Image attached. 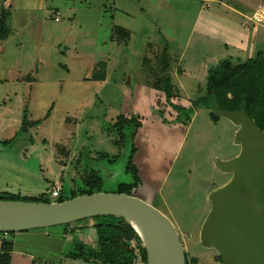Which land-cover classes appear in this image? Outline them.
I'll return each mask as SVG.
<instances>
[{"label": "rangeland", "instance_id": "374dc122", "mask_svg": "<svg viewBox=\"0 0 264 264\" xmlns=\"http://www.w3.org/2000/svg\"><path fill=\"white\" fill-rule=\"evenodd\" d=\"M12 1L11 34L0 43V193L55 201L54 187L67 197L83 186L86 172H95L101 193L128 184L130 195L163 213L189 261L220 264L199 232L209 189L231 178L215 160L235 157L240 148L232 123L213 121L211 109L191 101L205 95L207 71L218 60L264 53V21L248 19L262 0ZM114 27L127 30L128 40L111 42ZM165 45L169 74L181 88V99H171L177 111L150 85V68ZM102 73L103 80L95 79ZM119 116L129 120L123 130L115 127ZM24 117L37 124L20 134ZM129 159L136 185L126 172ZM71 228L87 250L97 248L88 222ZM72 237L60 225L19 232L8 242L14 258L69 264Z\"/></svg>", "mask_w": 264, "mask_h": 264}, {"label": "water", "instance_id": "95a60500", "mask_svg": "<svg viewBox=\"0 0 264 264\" xmlns=\"http://www.w3.org/2000/svg\"><path fill=\"white\" fill-rule=\"evenodd\" d=\"M236 127L240 151L215 167L230 180L210 188V210L199 232L201 244L214 249L222 264H264V129L244 111H217ZM96 216L125 220L138 235L146 264H185L183 244L172 222L151 204L124 193L82 194L62 202L0 200V233L72 224Z\"/></svg>", "mask_w": 264, "mask_h": 264}, {"label": "trees", "instance_id": "16d2710c", "mask_svg": "<svg viewBox=\"0 0 264 264\" xmlns=\"http://www.w3.org/2000/svg\"><path fill=\"white\" fill-rule=\"evenodd\" d=\"M264 5V0H262ZM58 12L55 13V15ZM10 12L8 8L0 9V43L5 41L11 34L9 28ZM130 33L120 27H114L111 31L110 40L127 41ZM179 58V56H178ZM172 59L169 56V47L165 45L161 53L155 59V68H150L152 77L150 85L165 94L166 102L173 109H179L171 102V99L180 100L181 88L173 83L169 74ZM178 60V59H177ZM146 59L144 63H146ZM178 62V61H177ZM180 74V68H177ZM95 79L103 80L104 73L95 75ZM193 107H204L211 109L210 117L213 121L218 120L215 115L217 111L239 112L244 111L255 125L262 131L264 129V53L258 51L256 55L246 61H233L230 58L218 60L208 69L205 81V95L197 97L191 101ZM129 120L123 116L117 118L115 127L124 128ZM37 122H29L24 117L20 134L27 133L28 128L36 126ZM123 130V129H122ZM120 131V130H119ZM119 140L116 145L119 146ZM126 172L133 176V185L138 183L137 169L129 159L126 165ZM83 186L76 191L72 190L69 196H60L55 201H50L45 194L37 198L20 197L9 193H0V200L25 201V202H62L82 194H92L100 192L101 180L95 172H86L82 177ZM128 184H119L115 193H129ZM88 222V227L92 229L96 236V249L87 250L86 246L74 237L76 229L71 228V224L62 225L65 236L71 234L75 253L69 255L72 260H79L87 264H146V251L131 226L122 218L115 216H96L80 222ZM87 226V225H86ZM81 229H85V227ZM3 236L13 237L16 233H0ZM13 249L12 243L3 238L0 244V264H9L10 253ZM186 257V256H185ZM216 261L222 264L218 255ZM195 258L189 261L186 257L185 264H196Z\"/></svg>", "mask_w": 264, "mask_h": 264}, {"label": "crops", "instance_id": "0c3cea01", "mask_svg": "<svg viewBox=\"0 0 264 264\" xmlns=\"http://www.w3.org/2000/svg\"><path fill=\"white\" fill-rule=\"evenodd\" d=\"M31 2H33L32 0H30ZM11 2H15V1H12L11 0ZM27 3L28 4H30V2L27 0ZM2 5L4 6H1V8H8L9 10H10V8H11V3H9V0H3V2H2ZM259 6V5H258ZM202 13L201 12H198L197 13V16H196V18H195V22L199 19V17H200V15H201ZM56 16V15H55ZM252 17V16H251ZM250 16L248 17V19L249 18H251ZM55 18V17H54ZM55 21V20H54ZM58 21H59V19H58ZM252 22V21H251ZM195 24V23H194ZM254 25V24H253ZM256 25V24H255ZM258 26V25H257ZM245 29H246V26H243ZM111 41V40H110ZM111 42H113V41H111ZM242 50H244V47H243V49ZM217 61V60H216ZM215 61V62H216ZM180 68V70H181V73H184V70L181 68V67H179ZM177 70V69H176ZM207 75V74H206ZM235 131V130H234ZM81 223V222H80ZM82 227H84V226H81V228ZM16 235V234H15ZM14 237L15 236H13V237H9V236H3V238L6 240V241H8V240H10L11 241V239L13 238L14 239ZM65 239V238H64ZM10 258L9 259H11V261H10V264H31L30 263V261H31V258L30 259H25L24 257V255H22V254H20V255H18V258H14V253L11 251V253H10ZM30 256V255H29ZM31 257V256H30ZM70 263H72V264H87V263H84V262H82V261H79V260H72V259H70V261H69V264Z\"/></svg>", "mask_w": 264, "mask_h": 264}, {"label": "built area", "instance_id": "2783aa9c", "mask_svg": "<svg viewBox=\"0 0 264 264\" xmlns=\"http://www.w3.org/2000/svg\"><path fill=\"white\" fill-rule=\"evenodd\" d=\"M264 16V5H259L258 6V11L256 14H254L251 18H249L250 21L253 23L257 24L258 22H262V17ZM264 18V17H263ZM58 13L56 14L54 20L58 21ZM60 188L58 186L54 187L53 190L51 191V196L57 197L59 195Z\"/></svg>", "mask_w": 264, "mask_h": 264}, {"label": "flooded vegetation", "instance_id": "af4514ba", "mask_svg": "<svg viewBox=\"0 0 264 264\" xmlns=\"http://www.w3.org/2000/svg\"><path fill=\"white\" fill-rule=\"evenodd\" d=\"M226 183H227V182H226ZM226 183H225V184H226ZM223 185H224V184H223ZM71 241H72V240H71ZM77 242H78V241H77ZM80 243H81V242H80ZM82 244H84V242H82ZM84 245H85V244H84ZM85 246H86V245H85Z\"/></svg>", "mask_w": 264, "mask_h": 264}]
</instances>
